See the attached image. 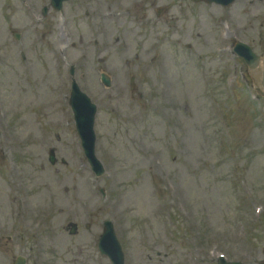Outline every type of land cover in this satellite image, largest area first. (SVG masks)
I'll list each match as a JSON object with an SVG mask.
<instances>
[{"label":"rangeland","instance_id":"1","mask_svg":"<svg viewBox=\"0 0 264 264\" xmlns=\"http://www.w3.org/2000/svg\"><path fill=\"white\" fill-rule=\"evenodd\" d=\"M183 92H187V90H183ZM188 93L190 94V97L193 100L192 93H190V92H188ZM200 93H201V84L199 82L198 87H197V100L199 103V116L196 117L193 124L190 121L188 122V137H191V135L196 136L199 139V142L201 143V141H200L201 138H213L215 136H213L211 132H209L208 130L205 129V126H207V124H208L207 119H206V116H207L206 103L204 102ZM36 101H37V99H35L34 104H37ZM202 110H203V113H202ZM247 113H248V118H246L247 121H246V124L244 127L238 126V122H237V118L242 116V115H236L235 116L236 134L239 137H242V139L244 140V144H247V150L246 149L241 150V154L244 157L245 164H247L248 167H250L252 173L255 174L257 169H258V164L262 163V161L260 159L258 160L256 158H254L255 156H253V155L251 156V158H253V159H248L246 156L252 154V151H254V150H251V149H255L256 147H258L261 139H259L260 135H258V133L256 132L257 124H255V122H254V116L252 115V113L250 112L249 109H247ZM261 129H262V132L264 135V129L263 128H261ZM159 136H161V130L159 132ZM155 145L157 147H160L163 149L168 148L170 150V152H172L173 154H175L174 152H176V149H174V147L167 146L166 144H164L162 142H160V143L155 142ZM165 154H166V161H167L169 167L174 168L175 164H173L170 157L167 156V150L165 151ZM196 154H197V152H196ZM189 160L192 161V157H190ZM181 162H183V161H181ZM174 172H177V171H174ZM196 177H198V179L202 182L199 183V189H197V196H196L195 200L200 202V203L209 204L210 195H207L206 192L210 186V177L207 175H204L203 178H201L199 176H196ZM215 178L217 179V176ZM87 182H88V179H87ZM223 185H224V183H220L218 188L214 191L215 194H217L216 192H218V196L219 195L222 196V197L219 196L218 197L219 199L225 198L224 196H225V192L227 190V187H225V186L223 187ZM140 186H142V188L145 191L146 197L149 199V197L151 196V186L147 185V182H142ZM200 189L202 191H200ZM127 196L128 197L122 202V205L124 203H126V205L134 208V211L130 216V219L132 221H135L140 217H151L152 218V212L155 208V205L150 204L146 207H141V205H143V201L142 202L140 201V199H139L140 197H138L136 195V191L129 192V194ZM122 205L119 206V209H118L119 212H117L116 210H113L112 214L115 216V218H117L119 233L121 234L122 237L124 235V238H125V241L127 244V246L126 245L125 246H126L127 252L129 253L128 264H135L136 256L132 255V252L130 251V240L128 238L127 230L125 227V225L127 223V210H126L125 205H123L124 209H123V211H120V208ZM94 209H95V204H94V202H92L88 208V212H91ZM157 221H160V224H161V222L163 220H161V219L159 220V218H158ZM151 223H154V218H152ZM149 225H151V224L146 225V227H148ZM216 226L219 227L221 225H219L217 223ZM160 235H161V227L159 226V234L156 235V234L152 233V236L154 238H158ZM129 236H130L131 240H133L137 245L140 244V240H138V238L140 236L139 231L136 235L131 234ZM67 243H69V242L67 241ZM153 247L154 246H152L151 248H153ZM151 248H148L147 251L150 252ZM72 254H73V250L71 251L70 255L68 256V259H70ZM145 259H147L146 256H145ZM139 262H141V261L139 260L138 264H139Z\"/></svg>","mask_w":264,"mask_h":264}]
</instances>
